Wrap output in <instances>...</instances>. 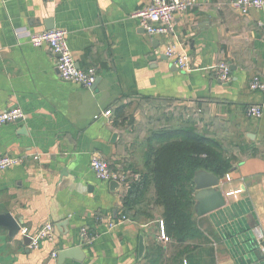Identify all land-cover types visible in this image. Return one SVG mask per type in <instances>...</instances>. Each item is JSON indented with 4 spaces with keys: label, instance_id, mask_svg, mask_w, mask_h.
Returning a JSON list of instances; mask_svg holds the SVG:
<instances>
[{
    "label": "crops",
    "instance_id": "1",
    "mask_svg": "<svg viewBox=\"0 0 264 264\" xmlns=\"http://www.w3.org/2000/svg\"><path fill=\"white\" fill-rule=\"evenodd\" d=\"M193 1L176 15L173 34L162 37L148 35L133 17L152 0H0V112L25 114L0 127V156L23 159L0 174V264H149L158 246L159 264L184 247L183 264H264V107L259 119L246 115L263 105L250 83L264 82V6L243 16L235 0ZM51 24L67 31L80 68L97 69L92 88L61 80L58 57L31 42ZM169 45L188 54L190 72L167 59ZM221 64L230 67L228 83L220 79ZM139 104L196 116L201 133L231 162L223 175L210 172L220 179L223 208L198 216L194 185L198 237L184 246L161 239L160 214H123L151 133L130 127V106ZM122 106L125 119L117 120ZM95 156L125 183L111 189L100 180L91 168ZM7 214L29 235L52 224V239L32 249L21 230L10 235L1 219ZM73 247L82 248L83 260L59 262Z\"/></svg>",
    "mask_w": 264,
    "mask_h": 264
},
{
    "label": "trees",
    "instance_id": "2",
    "mask_svg": "<svg viewBox=\"0 0 264 264\" xmlns=\"http://www.w3.org/2000/svg\"><path fill=\"white\" fill-rule=\"evenodd\" d=\"M125 110V106L117 108V120L125 119ZM144 147L143 168L124 196L123 214L133 219H155L160 214L159 227L162 221L166 236L184 246L198 237L193 211L196 172L223 175L231 169V162L216 140L188 125L152 131ZM160 248L157 257L147 258L149 264L160 263ZM188 249L168 257V264H183Z\"/></svg>",
    "mask_w": 264,
    "mask_h": 264
},
{
    "label": "built area",
    "instance_id": "3",
    "mask_svg": "<svg viewBox=\"0 0 264 264\" xmlns=\"http://www.w3.org/2000/svg\"><path fill=\"white\" fill-rule=\"evenodd\" d=\"M56 2L57 0H49ZM195 5L193 0H152L147 6L136 12L133 17L137 19L139 27L150 36L170 37L174 31V19L178 14H184ZM233 6L236 11L246 16L252 10L260 9L264 6V0H235ZM68 33L63 29L46 30L37 35L31 36V42L36 47H47L57 57V67L61 80L79 84L86 88H92L96 82L98 71L94 67L83 69L78 67L74 55L68 43ZM165 56L171 63L183 72H190L191 65L187 53L178 51L175 45H169L165 49ZM220 79L223 82H230L232 79L230 67L227 64L219 66ZM253 91H259L263 95V105H253L247 108L246 115L249 118L259 119L263 115L264 107V82L259 77H254L250 83ZM111 111L105 112V116H110ZM25 117L20 108L9 109L0 112V127L9 123H15ZM23 163V159L11 155L0 156V174L6 172ZM91 168L97 177L105 182L125 183V176L121 173L113 172L109 163L99 156L91 160ZM124 219V218H123ZM122 219V220H123ZM113 223H110V227ZM54 226L46 224L42 226L34 235L28 234V229H22L21 233L31 237L30 247L38 249L42 240L52 239ZM161 239L169 241L165 234L163 222H160ZM56 257V253L53 254Z\"/></svg>",
    "mask_w": 264,
    "mask_h": 264
},
{
    "label": "water",
    "instance_id": "4",
    "mask_svg": "<svg viewBox=\"0 0 264 264\" xmlns=\"http://www.w3.org/2000/svg\"><path fill=\"white\" fill-rule=\"evenodd\" d=\"M55 27L53 24L47 26L48 30H53ZM79 67V66H78ZM195 190L197 194L195 195V200L199 205L195 208L198 216L208 214L210 212L216 211L223 208L226 205V197L220 189V179L216 177L213 173L207 171L196 172L193 179ZM111 189L119 187L118 182L110 183ZM3 222L9 228L10 235L15 237L21 230V224L16 219L12 218L10 214L3 215L1 217ZM31 242V239H28ZM144 252V243L141 240L139 254L142 255ZM83 250L81 247H73L63 250L59 254V262H63L65 259H73L76 261L83 260Z\"/></svg>",
    "mask_w": 264,
    "mask_h": 264
},
{
    "label": "rangeland",
    "instance_id": "5",
    "mask_svg": "<svg viewBox=\"0 0 264 264\" xmlns=\"http://www.w3.org/2000/svg\"><path fill=\"white\" fill-rule=\"evenodd\" d=\"M133 106L134 105L130 106L129 110L130 116L133 117V120H130V127L135 131H140L143 128L149 133L150 131L159 130L158 127L185 128L186 125H188V127H197V129L200 128L198 125V118L196 116L193 118L191 115L186 116L184 111H175L174 108L170 109L161 104H156L150 109H148V107L143 108L142 104ZM145 109L147 110L144 111ZM133 110L138 114V117L137 114L133 113ZM135 117H137V119Z\"/></svg>",
    "mask_w": 264,
    "mask_h": 264
}]
</instances>
